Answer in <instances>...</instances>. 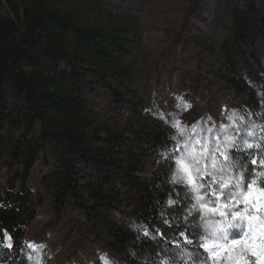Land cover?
I'll return each mask as SVG.
<instances>
[{"label":"trees","instance_id":"16d2710c","mask_svg":"<svg viewBox=\"0 0 264 264\" xmlns=\"http://www.w3.org/2000/svg\"><path fill=\"white\" fill-rule=\"evenodd\" d=\"M79 17L54 0H0V233L13 238L0 264H27L24 238L46 200L55 216L77 213L113 264L150 259L156 241L141 226L167 231L170 219L174 230L180 216L166 203L176 198L162 156L169 129L148 115L128 66L133 27ZM230 19L220 82L254 111L264 7L244 0Z\"/></svg>","mask_w":264,"mask_h":264},{"label":"rangeland","instance_id":"374dc122","mask_svg":"<svg viewBox=\"0 0 264 264\" xmlns=\"http://www.w3.org/2000/svg\"><path fill=\"white\" fill-rule=\"evenodd\" d=\"M249 1L264 7V0ZM243 4L244 0H54L57 10H73L90 24L133 27L128 66L135 91L148 104V115L165 124L156 116L174 113L182 125L202 121L201 127L204 122L217 127L227 123L233 109L245 117L251 110L245 98L220 82L230 73L220 44L228 33L232 11ZM259 59L264 65V44ZM257 94L264 100V89H257ZM186 105L191 108L185 110ZM253 112L262 114L264 124V106ZM80 222L77 213L55 216L46 200L24 238L27 264H103L101 257L113 264ZM30 244L43 247L37 251Z\"/></svg>","mask_w":264,"mask_h":264},{"label":"snow or ice","instance_id":"6c2138e0","mask_svg":"<svg viewBox=\"0 0 264 264\" xmlns=\"http://www.w3.org/2000/svg\"><path fill=\"white\" fill-rule=\"evenodd\" d=\"M180 106L178 102L176 107ZM261 115L248 110L245 117L233 109L226 116L228 122L218 127L206 122L201 127L202 121L182 125L174 113L156 116L169 129L168 143L175 145L166 144L162 156L176 192V198L170 194L166 203L180 216L174 230L170 219H163L167 231L150 232L141 226L142 235L156 241L155 254L149 251L150 259L142 264H264ZM12 239L6 231L0 233V247L7 242L11 248ZM28 247L39 251L43 245ZM101 260L109 264L104 257Z\"/></svg>","mask_w":264,"mask_h":264}]
</instances>
